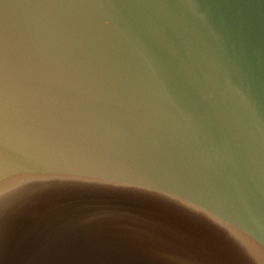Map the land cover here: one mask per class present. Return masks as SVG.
Wrapping results in <instances>:
<instances>
[{
	"label": "water",
	"instance_id": "water-1",
	"mask_svg": "<svg viewBox=\"0 0 264 264\" xmlns=\"http://www.w3.org/2000/svg\"><path fill=\"white\" fill-rule=\"evenodd\" d=\"M0 264H264V0H0Z\"/></svg>",
	"mask_w": 264,
	"mask_h": 264
},
{
	"label": "snow or ice",
	"instance_id": "snow-or-ice-1",
	"mask_svg": "<svg viewBox=\"0 0 264 264\" xmlns=\"http://www.w3.org/2000/svg\"><path fill=\"white\" fill-rule=\"evenodd\" d=\"M0 198H2V194H0Z\"/></svg>",
	"mask_w": 264,
	"mask_h": 264
}]
</instances>
